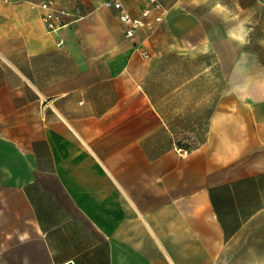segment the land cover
<instances>
[{
	"label": "crops",
	"instance_id": "crops-1",
	"mask_svg": "<svg viewBox=\"0 0 264 264\" xmlns=\"http://www.w3.org/2000/svg\"><path fill=\"white\" fill-rule=\"evenodd\" d=\"M42 1H0V264H264V0H158L132 38Z\"/></svg>",
	"mask_w": 264,
	"mask_h": 264
},
{
	"label": "built area",
	"instance_id": "built-area-1",
	"mask_svg": "<svg viewBox=\"0 0 264 264\" xmlns=\"http://www.w3.org/2000/svg\"><path fill=\"white\" fill-rule=\"evenodd\" d=\"M6 2L8 0H0ZM76 8L70 10L60 6L62 0H43L40 8L42 11L41 20L48 33H58L61 30L68 28L84 18L81 11L82 0H71ZM107 8H114L120 11L119 20L126 29V36L132 38L138 35L143 29L151 26L153 13L157 12L155 20L162 22L165 18L166 11L158 0H149V5L145 6L142 14L139 17L132 16L128 11H125L123 4L119 0H110L105 3ZM64 42L60 40L58 46H63ZM148 57V55H146ZM183 156L188 155V151L179 149Z\"/></svg>",
	"mask_w": 264,
	"mask_h": 264
},
{
	"label": "rangeland",
	"instance_id": "rangeland-1",
	"mask_svg": "<svg viewBox=\"0 0 264 264\" xmlns=\"http://www.w3.org/2000/svg\"><path fill=\"white\" fill-rule=\"evenodd\" d=\"M257 20L260 21V26H261L258 33L264 34V12L261 13V16L257 17Z\"/></svg>",
	"mask_w": 264,
	"mask_h": 264
}]
</instances>
